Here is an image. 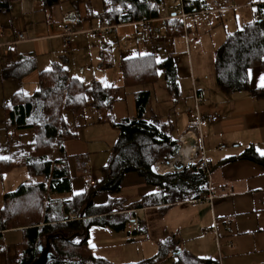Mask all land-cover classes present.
<instances>
[{
    "label": "trees",
    "instance_id": "1",
    "mask_svg": "<svg viewBox=\"0 0 264 264\" xmlns=\"http://www.w3.org/2000/svg\"><path fill=\"white\" fill-rule=\"evenodd\" d=\"M15 1L19 0H0V13L8 12ZM39 1L45 10L63 2ZM168 1L172 0H106L101 19L110 27L149 22L160 18ZM73 4L77 5L75 1ZM196 4L195 1L187 11L193 12ZM259 12L258 19L226 37L216 51L214 68L217 84L223 92H250L254 98L264 100V87L251 89L248 76L251 68L264 70V6ZM3 61L1 74L5 80L21 81L36 68L33 55L17 53L14 48L7 51ZM121 71L125 88L155 84L163 73L170 91L180 95L171 57L158 61L156 56L148 55L127 60L122 63ZM116 90L97 81L85 84L70 77L61 64H56L40 74L37 91L16 93L7 104L6 126L15 132L8 135L9 152L6 158L0 159V177L17 168H26L30 177L27 183L4 196L0 211L1 230L23 228L25 234L26 241L18 252L17 264H32L38 256L40 240L58 233L63 238L51 241L55 258L49 264H111L92 254L89 229L111 226L119 230L132 221L127 216L122 225L114 222L124 212L117 195L128 173L135 172L148 185L159 188L158 193L142 197L133 209L158 207L166 210L180 202L204 198L208 192L209 181L199 161L189 163L180 172L159 175L154 171L158 163L176 158L182 148L180 139L186 133L176 136L173 122L147 120L145 113L150 93L142 90L136 94L138 113L135 117L116 122L108 114L102 121L118 132L109 163L102 170L103 179L96 181L93 187L88 186L85 193L72 195L69 157L65 155L64 143L74 138L76 132L66 121L65 114L74 117L87 107L98 113L109 112ZM56 149L60 156L53 158ZM242 157L264 166V156L254 147L247 148ZM194 188L197 193L187 192ZM102 194L109 197L108 203L95 206L93 199ZM71 215L77 219L71 220ZM73 235L77 236L68 240ZM160 245L166 246L165 242ZM156 259L157 256L134 264H156ZM181 259L176 264H182ZM198 262L216 264L213 260Z\"/></svg>",
    "mask_w": 264,
    "mask_h": 264
},
{
    "label": "crops",
    "instance_id": "2",
    "mask_svg": "<svg viewBox=\"0 0 264 264\" xmlns=\"http://www.w3.org/2000/svg\"><path fill=\"white\" fill-rule=\"evenodd\" d=\"M195 1L197 4L193 12H189L191 15L186 19V26L179 19L174 18L177 7L173 5L172 1H168L162 8L160 18L149 21L154 28V33L149 38L144 37L141 22L108 26L101 19L105 12V3L103 4L104 11L102 13L93 11L92 7L86 12L83 18L91 20V24L86 26L81 22L82 14L79 6L82 2H79L78 8L76 4H73L74 14H70V18L74 21V29L72 28L71 46L69 48L64 46L62 39L64 31L60 28V24L57 29L53 28L51 33L44 31V34L40 36L25 37L24 40L20 41L22 44H33L39 39L45 42L48 49L47 55L50 58L43 59L41 64L47 65L46 63H48L50 68L42 69H38L40 61L33 52L17 50L16 46L21 44L16 39V31L21 32V24L16 20L12 25L13 37L0 47V85L4 92L6 80L2 77L1 69L4 63L3 56L10 48H14L17 53L34 56L36 68L33 72H38L36 81L38 85L40 74L51 70L54 65L60 64L56 61V59H59V61L65 63L63 68L70 77L76 78L85 84L97 81L105 87L117 89V93L121 89H127L124 86L121 71V65L124 61L148 55L156 56L157 60L160 57L163 60L171 57L175 65L176 79L180 91L181 89L188 91L187 109L194 106L193 89L196 88L199 96L203 99L201 112L203 114H214L218 117L216 123H207L201 129L203 137L201 144L211 166L208 192L204 198L180 202L169 206L166 210L158 207L133 209L142 197L158 193L159 188L148 185L144 178L135 172H131L125 175L122 190L117 195L120 205L124 206V212L114 222L122 225L123 218L127 216L133 219L142 212L155 213L160 218L162 227L160 231L157 229L152 234L155 237V233L158 232L160 234H158V237L161 236L163 239L171 236L173 240L174 238L175 241L177 240L175 243L179 247L181 244L185 245V249L176 252L179 258L189 253L192 256L191 260L197 262L213 260L216 264H264V166L242 157L249 147H254L260 156H264L261 154L264 152V100L254 98L250 92L232 94L223 92L217 84L214 68L216 51L223 44L226 37L230 33L242 29L249 23L247 22L249 19L250 21L256 19L255 17L260 15V8L264 6V0ZM249 9L253 11L250 10L246 14L245 10ZM224 19L227 22L228 20L232 22L229 25L227 23V27H225ZM26 28L28 32L31 30L28 26ZM102 28H107L106 33H109L104 40L97 32ZM221 28H225V31L222 32V38L217 43L212 34L221 30ZM4 33L5 26H0V35ZM88 35H93V38L90 39ZM206 36L212 37L206 42L207 47L212 52L210 66L208 62L205 66V61H201V64L197 63L194 56L196 49L202 51L204 48V38ZM94 40L101 44L98 52L92 50V46H95ZM113 45L118 47L117 57L114 55ZM53 46L58 47L53 48ZM94 53L101 61L96 62L98 60L95 59L93 60L96 63L92 61ZM248 76L251 89L264 87L261 86L264 84V81H261L264 70L260 67L251 68ZM25 78L21 81H11L15 82L18 88H21ZM22 91L21 88L13 93H24ZM140 91L142 89H130L127 93L129 94L128 98L135 101L134 115L138 113L136 94ZM0 98L6 99L5 94L1 93ZM4 101L6 102L3 103L4 113L2 119L4 121H2L6 125L5 108L9 101ZM90 109L92 112H96L94 108ZM74 119L78 128H88V124L84 120V114H76ZM102 121L103 119L95 120L89 126L93 127L94 132H103L104 127L102 126L104 124L109 126V124ZM189 122L191 123L190 120ZM182 129H184V126H182ZM203 129L207 136L203 135ZM189 132H192L196 138L200 137L197 129L193 131L187 128L185 133ZM89 141H91L90 138ZM192 141H194L193 137ZM222 146H225V149H221ZM86 151H88V147L74 151V154L70 155L68 159L72 195L83 194L89 188L88 181L85 180V175L79 171L77 163L78 157L89 156ZM180 154L179 151L178 155ZM196 155L197 151L190 160L188 158L184 161L176 156L177 160L175 158L172 161L160 162L158 164L164 163L163 166H168L172 162L175 165L179 163L181 169L175 167L176 169L173 171L163 168L161 172L157 171L156 173L165 175L180 172L186 165L193 162L192 159ZM0 159H3V157H0ZM26 180L28 182L30 177L28 176ZM15 185L13 186L16 187L13 188L14 190L19 187ZM210 188L214 194V199L213 201L204 200L208 196ZM127 191H130V193ZM187 192L189 194L197 193L195 188L192 189V192L191 190ZM6 194L1 196L3 200L0 211L4 206L3 201ZM108 201L109 197L103 194L93 199L95 206L105 205ZM138 219L141 222L139 232L147 231V223L141 217ZM216 219H231L232 224L215 226ZM125 227H120V229ZM111 228L115 229L114 227ZM176 231H178V234ZM156 239L158 240L157 237ZM25 241L23 228L0 229V264H17L18 252ZM195 241H197V245L194 246ZM40 242L43 244V240H40ZM162 242L164 240L159 242V245Z\"/></svg>",
    "mask_w": 264,
    "mask_h": 264
},
{
    "label": "rangeland",
    "instance_id": "3",
    "mask_svg": "<svg viewBox=\"0 0 264 264\" xmlns=\"http://www.w3.org/2000/svg\"><path fill=\"white\" fill-rule=\"evenodd\" d=\"M62 1L63 2L59 5L47 10L42 8V4L39 0H20L12 2L10 4V10L8 12L0 13V26H5V33L3 35L1 34L2 36L0 35V47L13 37L12 25L16 22V20H18L21 24V32H23L24 38H28L30 36H40L44 34V31H49L51 33L53 28L57 29V26L59 24L63 27H68L71 31H73L74 21L71 20L70 14H74V0ZM105 1L106 0H75V2L77 3V8L79 2H82L79 6V10H81L82 14L81 22L84 23L86 26L90 25L91 20L84 19L83 16L86 14V12L91 9V7L93 11H98L102 13L104 11L103 4L105 3ZM250 10L252 9H249L247 11L245 10V13H249ZM224 20L225 21L223 22L225 24V27H227V23L229 25L232 22L230 20H228V22L226 19ZM252 21L253 19L251 21L249 19V21L247 22L250 23ZM27 26L31 28L29 32L27 31ZM76 28L78 29L79 27ZM223 31H225V28H221V30H218L217 32L212 34L214 36V40L217 43L220 42L219 40L220 38H222ZM108 34L105 33L104 38ZM88 36L90 39L93 38V35ZM211 38V36H206L204 38V48L202 49V51L200 49H196V51H194V56L197 63L201 64V61H205V66L208 63L210 66L212 60V52L210 48L207 47L206 42L208 41V39ZM41 40L42 39H39L38 41L33 42V44H22L20 42L21 45L16 46V48L18 51L21 52H33L36 58H38L40 61L38 69L50 68V65H48V63H46L47 65L41 64V61L43 59L50 58L47 55L48 49L46 47V44ZM93 43H95V46H92V50H95L94 52H98V49L101 47V44L95 40L93 41ZM56 45H58V43H56ZM57 47L58 46H53V48ZM113 51L115 53V57H117L118 47L116 45H113ZM93 59L98 60L96 62L101 61L98 57H96L95 53L92 57V61L96 63ZM158 60L163 59L162 57H160L158 58ZM56 61L60 62L62 67L65 65V63H63V61H59V59H56ZM37 74L38 72L36 71L25 78L21 86L23 90L22 92L26 94H33L35 90H38L39 85L36 83ZM5 83L6 84L4 86V92L2 90V86L0 85V94L4 93L6 96V99L0 98V157L3 158L7 157L9 152L7 142L8 135L12 134V132H15L12 130H8L6 128V125L3 123V103L6 102L4 100L10 101L11 96L14 94L13 92L17 91V89H21L18 88L15 82L11 80H6ZM130 89H144L149 90V92L151 93V98L147 105L145 113V118L147 120H155L158 122L166 123L173 122L176 126V136L185 133L187 128H190L193 131L194 129H196V124L193 120L189 119L188 116V109L186 104V102L188 101V91H185V89H181V93L178 96L174 91H170V87L167 84L163 73L160 74V79L155 84L119 90L116 94L115 102L112 106V109L109 112L104 111L101 113H94L89 107H87L82 114H84V120L85 122H87L88 128H78L76 126V121L74 117L70 114H65L66 121L70 124L71 129L76 132V136L74 138L68 139L64 143L65 155L70 157V155L74 154V151L88 147V151L86 152L89 154L90 157L89 159L91 163V177L83 175L86 181H89L90 178L95 179L97 182L103 179L102 170L109 163L111 149L116 143L118 136V132L114 130L110 125L108 126L104 124L102 126L104 127L102 130L103 132H94L93 127L89 125L92 124L95 120L106 118L108 114H110L112 119L116 122L119 121L121 118L135 117V101L130 100L128 98L129 94H127L129 93L128 91H130ZM189 120L191 121V123L189 122ZM182 126H184V129H182ZM203 135L207 136L204 129ZM83 138L85 139V141ZM89 138L91 141H89ZM26 141H29V139ZM198 144L200 145V142ZM59 156V150L56 149L52 157L58 158ZM197 156L198 155H196V157ZM196 157L194 159H196ZM179 166V163L175 165L176 168ZM28 176L29 173L26 168H17L6 174L4 177H0V206L2 205L3 200L1 196L6 194V192L14 190L13 188H16L13 187L15 184V186H20L21 184L26 183V178H28ZM127 192L130 193V191ZM137 217H141L147 223V231L139 232L137 230L134 232L133 229L129 228V225H132V222L135 221V218H133L132 221L127 222L126 227L120 230L113 229L110 226L91 227L89 229V245L90 247H92V254L95 257L102 258L111 264L137 263L145 259L153 258L155 256H157L156 264H176V261L179 260V257L178 255H176V252L185 249V245L181 244V246L179 247L175 243L177 240L175 241V238L173 240L171 236L168 238L165 237L164 239L161 236L158 237V232L155 233L154 237L152 233H154L157 229L160 231V228L162 227V222L160 218L156 216L155 213L152 214L149 212H142L137 214L136 218ZM176 232L178 234V231ZM156 237L158 238L159 242L164 240L166 246L159 245V242ZM43 245H45V238L43 239ZM193 245H197V241H195ZM191 259L192 256H190L189 253L185 254L181 259L182 264H201Z\"/></svg>",
    "mask_w": 264,
    "mask_h": 264
},
{
    "label": "built area",
    "instance_id": "4",
    "mask_svg": "<svg viewBox=\"0 0 264 264\" xmlns=\"http://www.w3.org/2000/svg\"><path fill=\"white\" fill-rule=\"evenodd\" d=\"M172 2H173V5L177 7L174 18L179 19L183 23V25L186 26V19L191 15L187 11V8L191 7L195 3V0H172ZM258 17L259 16H257L256 19H258ZM141 25H142L144 37H146V38L151 37L154 33V28L152 27L150 22L143 21V22H141ZM60 28H62L64 31L62 34L64 46L66 48H69L71 46L70 36L72 34V31L68 27L60 26ZM106 31H107V28H102V29L98 30L97 32H98V35L103 39ZM16 39L19 42L24 40L23 33L20 31H16ZM0 58H1V55H0ZM193 95H194V106H193V108L188 109V116L196 124V129L200 133V135H199L200 137L196 138V151H197L198 156L196 157V159L193 158L192 161L193 162H195V161L200 162V166L202 169L205 170L208 181L210 182L211 166H210V163L207 159L206 152L203 149L202 144H201L203 142L201 129L207 123H216L218 121V117H217V115H214V114H203L201 112V104L203 103V99H202V97L199 96L196 88L193 89ZM182 138L183 137H181V139H180L181 142H182ZM199 142H200V145L198 144ZM182 144H183V142H182ZM221 149H225V146H222ZM77 163H78L79 171L81 173H83L85 176L91 177V165L89 162V156L84 155V156L78 157ZM161 164H164V163H161ZM158 165H160V164H158ZM158 165H156L154 167L155 172L158 171L157 170ZM95 182H96L95 179L90 178L88 181V186L93 187L95 185ZM213 199H214V194L212 193L211 188H210L209 194L204 200L213 201ZM70 219L74 220L77 218H75L73 215H71ZM220 224L231 225L232 220L231 219H223V220L216 219L215 226H218ZM140 225H141L140 219L135 218V221H133L132 225H130L129 227L133 230H138L140 228Z\"/></svg>",
    "mask_w": 264,
    "mask_h": 264
},
{
    "label": "water",
    "instance_id": "5",
    "mask_svg": "<svg viewBox=\"0 0 264 264\" xmlns=\"http://www.w3.org/2000/svg\"><path fill=\"white\" fill-rule=\"evenodd\" d=\"M178 169H181V167H178ZM90 203H91V198L88 201L87 207L90 205ZM73 236L74 237H71L68 240L75 238L77 235H73ZM60 237L63 238V235L58 233L46 237L45 245H43L42 242H40L37 247L38 256L32 264H49L50 261L54 260L55 257L52 253L51 241L55 238H60Z\"/></svg>",
    "mask_w": 264,
    "mask_h": 264
},
{
    "label": "bare ground",
    "instance_id": "6",
    "mask_svg": "<svg viewBox=\"0 0 264 264\" xmlns=\"http://www.w3.org/2000/svg\"><path fill=\"white\" fill-rule=\"evenodd\" d=\"M192 137L195 138V141H192ZM182 142H183V147H182V150H180L181 154L178 157H179V159L184 160V161H186V159H188V158L190 160L191 157L196 152V137L194 136V134L192 132L191 133L189 132L183 136ZM163 168H166L168 170L169 169L170 170L176 169L175 164L170 163L168 166L167 165L163 166V164L158 165L157 170L161 172L163 170Z\"/></svg>",
    "mask_w": 264,
    "mask_h": 264
},
{
    "label": "snow or ice",
    "instance_id": "7",
    "mask_svg": "<svg viewBox=\"0 0 264 264\" xmlns=\"http://www.w3.org/2000/svg\"><path fill=\"white\" fill-rule=\"evenodd\" d=\"M261 81H264V76H261ZM261 86H264V84H262ZM261 154L264 155V152H262Z\"/></svg>",
    "mask_w": 264,
    "mask_h": 264
}]
</instances>
